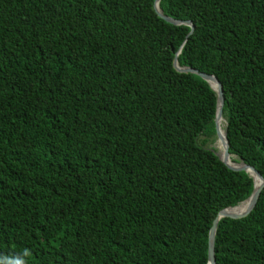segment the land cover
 <instances>
[{"label":"trees","instance_id":"16d2710c","mask_svg":"<svg viewBox=\"0 0 264 264\" xmlns=\"http://www.w3.org/2000/svg\"><path fill=\"white\" fill-rule=\"evenodd\" d=\"M155 2L0 0V264H207L254 182L175 58L264 179V0ZM214 257L264 264V186Z\"/></svg>","mask_w":264,"mask_h":264},{"label":"water","instance_id":"95a60500","mask_svg":"<svg viewBox=\"0 0 264 264\" xmlns=\"http://www.w3.org/2000/svg\"><path fill=\"white\" fill-rule=\"evenodd\" d=\"M159 1L156 0L154 4V11L156 15L162 19L163 21L172 24L174 26H188L190 28V34H192L194 30V26L191 22L186 21H176L171 18H168L162 14V12L159 9ZM179 54V52L176 54V56ZM173 67L174 69L179 72V73H184V74H193L198 77H200L202 80H204L210 88L216 93L217 96V107H216V115H215V131H216V137L217 140L214 144V147L216 148V144L222 145L221 147V152H217L216 155L219 158V160L231 171H242L246 172L254 182V188L253 191L250 195V197L245 200L244 202L240 203L239 205L231 208H226L222 211H220L215 220L212 223V227L210 228V231L208 233V251H207V264H215V257H214V239H215V234H216V225L220 219L223 218H229V219H243L247 217L250 212L253 210L259 194L264 186V179L262 176L252 167L245 165L242 162L234 163L232 159H236L235 157L231 156L228 151V141L226 138V133L224 130V135L221 136L220 134V121L222 119V107L224 103V97H223V91H222V86L220 85L219 81L216 79V77L211 76V75H206L202 72H199L197 70L191 69V68H182L178 66L177 63V58L174 59L173 61ZM215 85V87L213 86ZM221 153V154H220ZM246 204V207L243 211L238 212V213H231L230 210L240 208L242 205Z\"/></svg>","mask_w":264,"mask_h":264},{"label":"bare ground","instance_id":"6f19581e","mask_svg":"<svg viewBox=\"0 0 264 264\" xmlns=\"http://www.w3.org/2000/svg\"><path fill=\"white\" fill-rule=\"evenodd\" d=\"M213 86L215 87V85H213ZM224 127H225V123H224L223 120H221L220 121V134H221V136L224 135ZM221 147H222V145L219 146V150L217 148L216 149L221 152ZM245 207H246V204L242 205L240 208L233 209V210H230V211H231V213H238V212L243 211L245 209Z\"/></svg>","mask_w":264,"mask_h":264},{"label":"clouds","instance_id":"9594fccd","mask_svg":"<svg viewBox=\"0 0 264 264\" xmlns=\"http://www.w3.org/2000/svg\"><path fill=\"white\" fill-rule=\"evenodd\" d=\"M27 255H29V252L27 249H25L23 256H27ZM10 264H25V261L23 260V258H20V259H15L11 261Z\"/></svg>","mask_w":264,"mask_h":264},{"label":"rangeland","instance_id":"374dc122","mask_svg":"<svg viewBox=\"0 0 264 264\" xmlns=\"http://www.w3.org/2000/svg\"><path fill=\"white\" fill-rule=\"evenodd\" d=\"M218 153H219V151H218Z\"/></svg>","mask_w":264,"mask_h":264}]
</instances>
